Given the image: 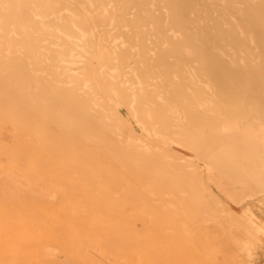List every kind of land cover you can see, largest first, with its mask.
Returning <instances> with one entry per match:
<instances>
[{"label":"bare ground","instance_id":"obj_1","mask_svg":"<svg viewBox=\"0 0 264 264\" xmlns=\"http://www.w3.org/2000/svg\"><path fill=\"white\" fill-rule=\"evenodd\" d=\"M254 1L0 0V264H100L89 256L88 250L79 247L90 241L99 244L103 261L121 264L114 252V242L118 237V222L125 218H119L116 211L131 204L133 186L127 182L125 194L116 198L113 191L116 179L110 166L104 170L95 168L100 160L113 163L115 146L106 144L108 135L117 138V146L126 154L133 153L144 160L152 156L157 164V177L162 171H171L177 190L189 187L204 192L196 194L201 199L196 203L198 208L190 210L193 213L206 212L219 202L196 171L187 173L180 169L179 159L165 151L152 153L144 144L145 138L188 148L207 159L210 165L219 166L225 174L229 163L237 162L233 173L239 184L250 189L251 196L264 193L263 121L251 119L241 124L240 119H231L222 128L226 138L217 140L213 150L214 146L199 141L198 134L180 126L182 113L191 116L197 109L218 114L260 111L263 106L252 101L250 95L264 99L262 62L255 64L250 56L245 67L250 73L235 70L230 76H214L218 90L202 82V88L190 93L187 99L181 91L183 82L176 80L177 73L184 72L182 79L189 86L201 82L194 72L182 70L179 57H173L175 53L184 58L193 55L189 40L173 32L184 24L174 20L188 14L203 15L213 22L216 46H235L238 50L243 42L251 46L252 27L243 37L241 23L248 20L252 26L250 20L261 15L256 10L264 13V0L257 4ZM100 27L117 29L111 43L119 46L103 47L93 57L94 32ZM255 27L260 35L258 42L264 46V17H259ZM150 32H172L167 37L172 45L156 59V64L146 60L150 50L145 46L134 52L138 38ZM75 51L78 53L74 54ZM83 55H88V60L83 61ZM171 57L179 62L180 68L171 69L162 63ZM132 59L136 60L134 65H130ZM75 64L83 66L80 72L71 74L70 67ZM243 64L233 62L236 68ZM255 75L256 79L252 80ZM167 78H170L168 82ZM56 104L61 106L58 116L52 114ZM121 105L144 137L127 128L118 110ZM188 123L192 129L199 127L193 120ZM51 126L58 133L49 132ZM97 128L103 135L94 139ZM125 129L128 130L124 139ZM94 142L98 145L95 151L89 147ZM103 144L108 151H100ZM239 145L247 149L240 151ZM71 171L80 176L72 179L68 176ZM97 175L105 176L102 186L96 185ZM260 202L261 209L246 210L244 222L264 240L261 229L264 199ZM141 203L146 206L145 202ZM184 212L176 211L180 216ZM186 221L180 220L179 224L175 221V226L186 230ZM120 237L123 248L127 245L129 250L141 243L133 242L123 233ZM142 240L143 248L139 252L145 258L140 264H147L148 259L165 264V258L154 255L157 243L152 236ZM57 244L66 246H61L58 262L54 263L49 260L52 255L46 253V247ZM243 244L252 255L249 235Z\"/></svg>","mask_w":264,"mask_h":264},{"label":"rangeland","instance_id":"obj_2","mask_svg":"<svg viewBox=\"0 0 264 264\" xmlns=\"http://www.w3.org/2000/svg\"><path fill=\"white\" fill-rule=\"evenodd\" d=\"M261 0H256L253 3L257 4ZM216 3V1H213ZM223 4V3H222ZM237 7L239 5H236ZM242 7V6H239ZM255 7V6H253ZM256 9V8H254ZM252 9L251 11H255ZM245 12H248L246 10ZM257 18L250 20L253 25H248V20L241 23L243 25L244 36L246 37L248 28H251V36L254 43L251 46L246 45L243 42V47L235 46H216L215 33L213 29V22L203 15H181L179 20L175 22L184 23L180 29H174L173 32L183 40H189L193 46V55L184 58L178 54H173V57L181 59L182 70L188 72H194L197 76V80L201 84L196 83L195 87L189 86L182 79L184 72L177 73V81L183 82L181 85V91L184 92V98L189 99V94L198 91V88H202V82H206L212 90H218V86L215 85L214 76L223 77L230 76L236 71L244 73H250L247 70L249 57L252 56L254 63L261 61L264 66V46L258 42L260 35L256 31L255 25L259 21V17H264L262 10H256ZM263 13V14H262ZM237 17V14H235ZM256 23V24H255ZM172 33V32H171ZM171 33L150 32L148 35L138 38V48L134 49V52L139 51L142 47H146V50L150 52L145 56L146 60L150 59V64H156V59L162 56L166 52V48L172 45V42L167 37ZM118 34V30L111 28H98L94 32V50L92 56L96 57L100 54L103 47H117L119 43L112 44ZM158 35V36H157ZM123 40H126L123 38ZM147 40V41H145ZM136 50V51H135ZM75 51L74 54H77ZM192 53V52H191ZM226 55V56H224ZM85 60H88V55H83ZM240 56L238 59L237 57ZM168 58L163 61L166 66H171V69L178 67L179 62L174 58ZM135 59L130 60V65H134ZM242 62L243 66L236 68L233 62ZM83 64H75L70 68L72 73L80 72ZM264 73V72H263ZM44 75V74H43ZM256 75L252 76V80L256 79ZM170 78H167V82ZM168 84V83H167ZM252 95V96H251ZM250 99L252 101L260 103L263 107L258 112L245 111H229L221 114L207 113L202 109H197L190 114L184 112L180 116V126L186 128V131H193L198 134L199 141L202 140L204 145H212L213 150L217 145V140L226 138L222 132V128L228 125L231 119H240L241 122L257 119L264 122V99L258 97L256 94H251ZM201 97H206L201 96ZM220 103V102H218ZM118 110L126 121L127 128L134 130L138 137H144L140 128L133 122L127 109L121 105ZM61 113V106L56 104L52 114L58 116ZM170 113V112H169ZM165 113L166 115H170ZM187 114V115H186ZM245 119V120H244ZM40 119L38 118V121ZM190 120H193L195 126L199 124V127L192 129L190 126ZM206 123V126L203 123ZM208 123L213 124L212 127L208 126ZM215 125L217 128H215ZM49 132L58 133L55 127H49ZM123 131V137L126 138L127 130ZM198 129H200L198 131ZM216 131L214 132V130ZM173 132H180L178 129H171ZM74 133L73 131L70 134ZM103 132L100 129H96L93 133L94 139L102 137ZM81 139V136L77 135V138ZM106 144H112L115 146L113 151V163L109 164L106 160H100L95 164L97 170H104L108 165L114 173L116 184L113 189L116 198H121L127 191L125 189L127 182L130 183L132 189L131 192V204L123 207H118L116 214L119 218H125L124 221L118 222L117 233L118 237L114 242L116 249L115 255L119 259L121 264H140L145 258L139 249L143 248L142 244L144 240L142 237L152 236V239L156 241V245L153 249L154 255L158 258H165V264H264V240L259 238L256 231L248 227L244 219L246 218V210L251 208L256 211L261 209V202L264 199V193L251 196V190L243 188L239 183V178L234 175L233 171L238 166L235 162L229 163L227 166V174L220 170L219 166H213L209 164V161L205 158L197 156L193 151L188 148L177 147L171 143H165L162 140L155 139L153 137L145 138L144 144L152 151V153H158L159 151H165L170 156H174L179 159L180 169L189 173L196 171L197 176L202 183L209 188L208 190L213 193L218 204L211 205L207 208L206 212L196 214L190 210L198 208L196 203L201 199L196 194H203L201 190L194 191L189 187H178L174 185L172 177L174 174L170 171H162L157 177V164L155 159L149 157L146 161L142 158L136 157L133 153L126 154L117 146V138L113 135H108L106 138ZM107 145L103 144L100 147V151H108ZM239 148L240 151H245L247 148L244 145ZM91 150L98 149V145L92 143ZM144 161V163H143ZM126 162H129V164ZM142 162V163H141ZM142 164V165H141ZM51 168H54L52 166ZM177 172V171H176ZM72 179H76L80 176L78 172L71 171L68 174ZM103 175H97V184L102 186L101 180H104ZM158 179L159 187L156 180ZM243 181V180H242ZM141 186H145L144 189ZM145 202L146 206H143L141 202ZM178 209L185 210L180 216L176 211ZM179 220V222H178ZM180 220H187L188 228L175 226L180 223ZM177 223H176V222ZM161 226V227H159ZM159 227V228H158ZM264 230V225L261 226ZM129 235L133 242L140 243L135 245L131 250L123 248V242L121 240V234ZM247 235L250 236L252 242L253 254L249 255L245 249L243 242ZM251 235L253 237H251ZM136 237V239H135ZM87 243H81L79 247L83 250L89 251V256L95 259L100 264H108V261L102 260V256L99 251V244L90 241ZM61 246L66 245H49L46 247V253H50L49 260L57 263L58 256L61 252ZM88 248V249H87ZM147 264H155L152 260L148 259Z\"/></svg>","mask_w":264,"mask_h":264}]
</instances>
